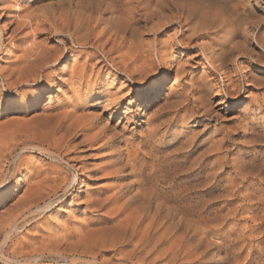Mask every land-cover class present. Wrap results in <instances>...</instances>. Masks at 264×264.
<instances>
[{
    "label": "rangeland",
    "instance_id": "374dc122",
    "mask_svg": "<svg viewBox=\"0 0 264 264\" xmlns=\"http://www.w3.org/2000/svg\"><path fill=\"white\" fill-rule=\"evenodd\" d=\"M57 2L0 0V264H10L1 253L23 260L39 252L42 254L37 264H73L71 254L93 257L97 263L105 264L264 262V172L261 168L264 161V49L255 39L264 36V0L176 1L196 11L207 5L222 17L236 18L240 22L237 41L245 39L244 32L253 33L249 36L248 48L256 52L258 61L242 56L236 58L243 61L241 67L233 68L229 64L230 72L226 74L237 84L236 88L229 87V91H235L229 98L225 95V77L218 66L208 64L199 46L212 43L219 36L222 38L224 32L189 40L190 24L185 21L187 8L174 6L163 11L161 17L152 16L147 20L139 17L137 36L144 48L138 51V57L133 53L137 58L134 59L127 51L132 36L128 32L114 35L113 29L108 31L114 15L108 9L95 8L96 5L85 9L89 16V26L86 24L89 34L86 41L83 36L84 41L82 37L79 40L85 43H72L63 25L60 27L65 31L63 34L48 31L49 24L41 19L44 10L54 12L56 26L63 24L59 18L63 10L57 7L61 5ZM71 3L76 8V4ZM121 37L125 38L122 43ZM34 43L47 49L50 62L57 53L61 54V59L54 65L44 66L34 77L20 81L9 70L16 69L15 62L25 50L35 49ZM157 52H162L164 58L160 59ZM202 77L213 85L212 92L208 90L206 94L211 95L205 97L211 105V112L207 114H202V109L196 110L197 94L191 92L194 83ZM150 90L151 93L140 98L142 91ZM184 96L187 97L184 104L195 109L193 114L176 105ZM113 101L117 104L107 106ZM82 124L88 126L84 133L79 131ZM107 125L110 130L101 133ZM145 130L156 133L152 142L161 147L174 135L200 144H192V148L195 147L192 154H184L179 177L170 176L174 182L189 185L190 189L176 203L187 204L184 209L193 213L195 219L199 214L204 216L202 227L208 229L204 228L205 232L196 234L178 249L176 241L187 230L185 224L176 227L175 235L170 237L169 234L163 246L156 248L164 247L166 255L176 251V255L157 258L161 250L157 253L154 249L146 259L149 262H140L135 258L140 252L132 258H123L129 246L122 247L118 232L110 229L129 212L114 211L124 198L115 205L105 199L110 197V200L120 190L126 191V184L133 180L131 176V179L124 176L129 170L123 167V162L117 163L115 152L122 149L135 156L145 154L149 147V144L144 146L148 140ZM121 131L132 140L126 147L115 139V133ZM33 145L49 148L59 158L32 149ZM17 153L19 155L14 156ZM172 167L170 164L166 168ZM73 177L75 183L71 182ZM101 202L107 205L101 208ZM44 203H50V207L43 212H32ZM172 204L175 205L172 200L166 203L167 206ZM149 210L152 212L153 206ZM104 217H112L114 221H101ZM12 226L14 229L2 245L5 233ZM199 237L200 245L188 252L195 243L192 241Z\"/></svg>",
    "mask_w": 264,
    "mask_h": 264
},
{
    "label": "bare ground",
    "instance_id": "6f19581e",
    "mask_svg": "<svg viewBox=\"0 0 264 264\" xmlns=\"http://www.w3.org/2000/svg\"><path fill=\"white\" fill-rule=\"evenodd\" d=\"M58 1L59 2H57V4L61 3V5L57 6V7H60L63 10L62 13L59 14V18L62 20L63 24H61V26H59V25L56 26L57 21H55L56 17H55L54 12L51 10H48V9L44 10L41 14V19H42V22L49 24L48 31H53V32L58 33V34H61V33L63 34V32H65V31H64V29L61 30V28L64 27V28L68 29V30H66V32L68 33V35H70V37L72 39V43L82 42L83 39H85L86 37L88 38V34H89V27L86 26V24H88V26H89V16L86 15V11L88 10V8L91 9L96 5L95 8L98 7V8L103 9V10L108 9L114 15L113 18L110 19V25H109V27H107L108 31L110 29H113L112 32L114 33V35H119L120 33L123 34L125 32H128L130 34V36H132L131 40L129 42H128V40H126L128 42V46L126 44L127 51L129 52L130 56H132V57L135 56L134 54H136V56L138 57V54L140 53V51L142 50V47H143L142 42H141V38H139L137 36L139 28L136 25L138 24V21H139L138 18L139 17H142V18H144V20L145 19L147 20V19L151 18L152 16L161 17L160 15L163 11L169 10L170 8H172L174 6L179 7V8H187V16L185 18V21H188V23L190 24L189 30L191 31V34L188 36L189 40L198 39V38H200V39L207 38L213 32H222V31L224 32V34H223L224 37L222 36V38H219L220 37L219 36L218 39L216 38V40H214V41L212 40L213 41L212 43L211 42L208 44L202 43L199 46H200V48L202 50V54L205 57V60L208 62V64L211 67H214L215 65L218 66V70L221 71L222 75L225 77V82H224V86H226L225 95L228 98L231 97L232 95H234V92H235V91H231V90L229 91V87L230 86L232 88L237 87V84H233L232 83L233 81L231 82L232 79H230V77L226 74V73L230 72L229 71V68H230L229 64L230 65L232 64L233 68H239L243 64V61H241V60L239 61V59L236 60L237 57L238 58H241L242 56L248 57V58H251L255 61H258V58H259V56L256 54V52L255 53L253 52L254 50H252L251 48H248V44H251L249 42V36L252 35L253 33L249 34L248 31L247 32L242 31V32H244V34H243V36L241 34V36L245 37V39L242 41L235 40V38L237 36H239V35H237L238 34L237 28L239 27L240 22L236 18H225V17L220 16V13L218 11L210 10V8L207 5L202 6L198 11H196L195 9H193L189 5L186 6V5H183L181 3L176 2L178 0H75L74 3H73V0H58ZM71 2L73 4H76L75 5L76 8H74L73 6L70 5ZM66 4H68V6ZM60 8H57V9L60 10ZM85 9H87V10L85 11ZM58 19H56V20H58ZM62 25H63V27H62ZM70 26H72V31L69 30ZM36 31H37V29H36ZM82 36L85 38H83ZM81 37H82V40L79 41L81 39ZM87 38L85 39V41L87 40ZM116 39H118V38H116ZM255 39L264 49V36H259V37L256 36ZM124 40H125V38H122L120 40V43H122ZM61 42H64V41L61 40ZM83 43H85V42H82V44ZM61 44L63 45V43H61ZM34 45H36V47ZM34 45L32 46V44H31L32 48L35 47V49H31V47H30L31 50H25L22 53V55L20 56L22 59L19 57L21 60L18 59V61L15 62L16 69L12 67L11 69H13V70H9V72L11 71V74L13 73L15 75L16 79H18L20 81L21 80L26 81L28 78L34 77V74L35 73L37 74V72L41 68H43L46 65H50L51 63H52V65H54V63L59 62V60L61 59V54L59 53L60 54L59 55L57 53L56 55L59 57L53 55V56H55V58L52 57L53 60H52V62H50V58H49L50 55H49V52H47V49L41 48V47H39L40 45L35 44V43H34ZM187 45H189V44H187ZM47 48H48V46H47ZM138 51H139V53H138ZM51 56H52V54H51ZM157 56L160 59L164 58L162 52H157ZM135 58L136 57H134V59ZM81 66L83 68V65H81ZM181 70H183V69L181 68ZM137 72H140V71L138 70ZM81 75H83V74H81ZM242 78H244V77H242ZM81 79H83V78H81ZM14 84H16V83H14ZM194 84H196V85L194 87H192L191 92L193 93V95L197 94V97L195 99L196 110L199 111L200 109H202V114L203 113L207 114V113L211 112V108H210L211 105L210 106L208 105V101L206 99L211 95L210 94L209 96H207L208 95L207 92H208V90H209V93L212 92L210 90L211 87H213L212 82H210L209 80H206L202 77V78L198 79V82H196ZM233 90H235V89H233ZM219 91H220V89H219ZM111 92H113V91H111ZM115 93L116 92H114V94ZM148 93H151V90L150 91H142L140 93V98L145 97L146 95H148ZM109 94H110V91H109ZM186 94H187V92H186ZM105 96H106V94H105ZM109 96H111V95H109ZM186 96H184L185 97L184 100L178 101L176 105L178 106L179 109L186 110L185 111L186 113L191 112L193 114L195 112V109L194 108H188V106L184 104V102L187 100ZM206 96H207V98H205ZM109 101H112V99ZM179 102H181V103H179ZM115 104H117V101H113L111 103L109 102V103H107V106L111 107V106H114ZM49 118L51 119V117H49ZM183 118H184V116L182 117V119ZM109 119H111V117H109ZM106 122H108V121H106ZM106 122L104 123L105 125L107 124ZM150 122L151 121H148V123H150ZM87 128H88L87 124H82L80 126L79 131L81 133H84V131H86ZM110 128L111 127H108V125H107L104 129L101 128L102 129L101 131H100V129L97 131L98 132L100 131L101 133L105 134L107 131L110 130ZM23 130H25V129H23ZM151 130H145L144 131L146 137L148 138L147 143L144 142V146L146 147L149 144V147H148V150L146 149L144 151L145 154L143 153L142 156H135L133 153L128 152L126 150H122V149H118L115 152L117 157H115V156L114 157L116 158L117 163L123 162V164H124L123 167L125 166V168L129 170L127 172V174L124 176H128V177L131 176V177H133V180L126 184L125 187H127V189L124 188L126 191L120 190L119 193L112 195V196L110 195L111 196L110 200H109L110 197L108 198V200L105 199L106 201L111 202L112 205H115L119 199L124 198V200L119 205V207L116 208L114 211H117L118 213H123L125 211H129V212H128V214H126V216L122 220L118 221V223L114 222L116 224L113 223V228H110V229L114 230V228H115L114 232H116V231L118 232V237L120 236V239L123 240L121 242L122 247H128L129 246V249L123 252L124 253L123 258L124 259L132 258L136 255V252H140L141 255L135 257L140 262H144L147 258H150L151 254H153L154 249H156L159 245L162 244V246H163V242H164V240H166L168 238L169 234H170V237L174 236L176 233V231H175L176 227L179 228L181 225L185 224L186 230H187V232H185V233L181 232L182 237H180V239H178V240L176 239L177 240L176 241L177 242L176 247L178 249H180V247H183L189 240H191L193 238V236L195 238L196 234L205 232L204 228L208 229V228H206V226L202 227V223L205 225L204 216L199 214L195 219V218H193V215H192L193 213L190 214L191 212L189 213L186 209H184V208H186L187 204L184 206L183 204L178 205L176 203V201L179 198H182L184 196V194H185L184 192L188 189L189 185H186L184 183H181L182 184L181 185L178 183L179 181L174 182V180H172V177H171L173 175L177 176L178 173L182 170V168H181V166H179V164H181L182 159L184 158V154H192V152L194 151L193 149H195V147L192 148L193 147L192 144H197V146H199L200 144L198 143V141H196L194 143V140H192V139H182V138H179V135H176V137L174 135L168 143H165V145H162V147H161V146L155 145V143L152 142L156 133L154 131H151ZM28 131H30V130H28ZM116 133H115L116 138L115 137L114 138L116 139V142L118 144L123 142L125 147H126L129 145V143L132 142L131 139L128 140V138L124 136V132L121 131V132H119L120 134H116ZM97 136L98 135H96V137ZM101 137H102V135H101ZM96 139H94V140H96ZM109 139H111V138H109ZM141 146H142V142H141ZM189 146H191L190 149H188ZM31 148L35 149V150H39L40 152L48 154L52 157H58L59 158V156L57 154L53 153L52 151H50L49 148L47 149V148H44V147H41L38 145H33V146H31ZM216 149H218V148H215L214 150H216ZM18 155H19V153L15 154L14 156H18ZM199 160L200 159H198L197 161H199ZM252 162H250V163H252ZM170 164H172L173 167L172 168H166L167 166H170ZM261 168H262V172H264V161L262 162ZM168 177H169V179H168ZM177 177H179V176H177ZM71 182L75 183L76 178L73 177ZM129 187H132L133 190H128ZM188 190H190V189H188ZM105 200H103V201H105ZM170 200L174 201L175 205L172 204L173 206H167L166 203ZM106 205H107V202H101L99 204V207L103 208ZM151 206H153L154 210L152 212H149L150 211L149 207H151ZM49 207H50V203H44L43 205H38L37 207H35V209L32 212L33 213L34 212H43V211H45V209H47ZM107 213H110V211H107ZM188 216H189V218H188ZM175 217H177V219L175 222H173V219ZM171 220H172V222H171ZM101 221L113 222L114 219L112 217H104V218H102ZM145 221H146V223L143 225V223ZM142 225H143V228H142ZM13 229H14V226H12L9 229V231L7 233H5L4 239L2 241V245L5 244V242L7 241L8 237H9V234L11 233V231ZM104 230H101V231H104ZM172 230L175 232L172 233L171 232ZM96 233H98V232H96ZM105 233H106V231H105ZM105 233L102 232L103 235ZM99 234L101 235V232H99ZM106 234H108V233H106ZM89 236L90 235L88 234L87 238ZM102 236H101V238H102ZM205 236H207V235H205ZM205 236L202 239H205ZM242 237H244V236H242ZM93 238L95 240L97 239L96 237H93ZM174 238H176V237H173L172 239H174ZM172 239H171V241H173ZM200 239L201 238L199 237V239H196V241H192L195 243H193V245L191 246V248L189 250H187V249L186 250L188 252H190L192 249H194V247L197 244H199ZM80 241L81 242L83 241V237L80 239ZM96 242H97V240H96ZM93 244H94V242H93ZM104 245L105 244H103L102 246L104 247ZM189 246H190V244H189ZM113 247H115V246H113ZM166 247H168V246H166ZM195 249H197V246ZM156 250H157L156 251L157 253H158V250L159 251L161 250L159 252L160 254L158 256H157V254L155 255V256H157V258H159L161 256L165 259L169 256L173 257L174 254L176 255V253H177L175 251L176 253L172 252L173 255L171 253H168V255H166L164 247L163 248L160 247V249H156ZM183 250H184V248H183ZM260 250H263V248ZM169 251H171V248L169 249ZM41 254L42 253L39 252L37 256L34 255L35 257L30 255L31 257H28V259L26 258V259L21 260L22 258L13 259V258L7 257L8 255L6 256L3 253H1V255L4 256L6 262H8L10 264H18V263L19 264H37L38 258L41 256ZM189 254L191 255V253H189ZM237 254H238V252H237ZM182 255L184 256V254H182ZM152 257H153V255H152ZM155 258L156 257H154L153 259H155ZM225 258H226V256H225ZM172 259H171V261H172ZM258 259L262 260L261 257H259ZM146 261L149 262V260H146ZM167 261H170V260L167 259ZM225 261H227V260L225 259ZM250 261H251V259H250ZM70 262H72L73 264L77 263V262L83 263V264H92L93 262L97 263L96 258L86 257L82 254H78V255L77 254H71ZM152 262H150V263H152ZM97 264H105V263L103 261H100ZM246 264H248V263H246ZM255 264H264V262L263 261H256Z\"/></svg>",
    "mask_w": 264,
    "mask_h": 264
}]
</instances>
